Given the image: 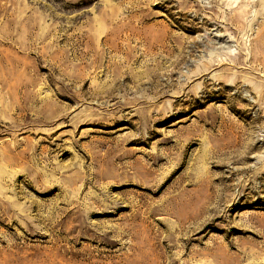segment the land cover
<instances>
[{
    "label": "rangeland",
    "instance_id": "obj_1",
    "mask_svg": "<svg viewBox=\"0 0 264 264\" xmlns=\"http://www.w3.org/2000/svg\"><path fill=\"white\" fill-rule=\"evenodd\" d=\"M263 32L264 0H0V264H264Z\"/></svg>",
    "mask_w": 264,
    "mask_h": 264
},
{
    "label": "bare ground",
    "instance_id": "obj_2",
    "mask_svg": "<svg viewBox=\"0 0 264 264\" xmlns=\"http://www.w3.org/2000/svg\"><path fill=\"white\" fill-rule=\"evenodd\" d=\"M262 36V39H264V32H263V34L261 35ZM264 66V65H263ZM204 67L205 68H210L211 67V65L210 64H208V63H206L205 65H204ZM203 71H204V69H203ZM205 71H207V70H205ZM200 72V71H199ZM199 75V74H198Z\"/></svg>",
    "mask_w": 264,
    "mask_h": 264
}]
</instances>
